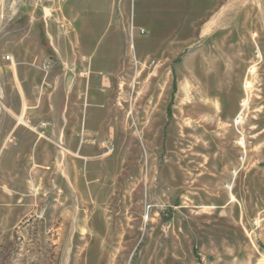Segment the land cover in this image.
I'll use <instances>...</instances> for the list:
<instances>
[{
	"label": "rangeland",
	"instance_id": "obj_1",
	"mask_svg": "<svg viewBox=\"0 0 264 264\" xmlns=\"http://www.w3.org/2000/svg\"><path fill=\"white\" fill-rule=\"evenodd\" d=\"M195 1L0 0V113L46 145L0 174V264H264V0Z\"/></svg>",
	"mask_w": 264,
	"mask_h": 264
},
{
	"label": "crops",
	"instance_id": "obj_2",
	"mask_svg": "<svg viewBox=\"0 0 264 264\" xmlns=\"http://www.w3.org/2000/svg\"><path fill=\"white\" fill-rule=\"evenodd\" d=\"M124 1V0H123ZM76 2L77 0H68L69 9H70V20L76 21L77 19L83 18L87 20L88 18L92 17H101L107 16L109 12H111L112 7L114 5L113 0H81V3L83 4V12L77 13L76 15L73 14V12L76 11ZM133 2V8L134 13L136 14V0H132ZM186 6H188V2H186ZM206 6L208 8L207 10L210 11L211 15L218 13L217 11L220 10V7L222 6L219 1L212 0L211 3L206 2V0H196L193 2L190 7L192 11H196L198 9H203V7ZM235 7V6H234ZM235 9V8H234ZM123 11V10H122ZM190 13H193V12ZM74 15V16H73ZM212 17L207 18H199L201 20H210L214 19ZM218 19H221L218 18ZM9 65L5 62H0V84L2 80H6V76L3 75L5 73V69L8 68ZM3 69V70H2ZM14 77L12 75L9 77V81L12 82ZM32 87H34L35 83L30 84ZM3 91H7V84H5ZM35 92V91H34ZM28 106L34 107L36 102L31 99V97H26L24 101ZM52 108H55V104H52ZM24 113V112H23ZM0 115H6L4 116L2 125H0V152L5 147H7L9 144L17 145V148H30L32 149L33 146L37 144V149L39 148V151L34 156L31 155L30 151L27 153L22 152H14L11 155V162H12V168L8 169L7 171L1 170V163H0V174L4 178H11L15 172H18V168H15V166H19V164H26L29 163L30 159L34 161L35 164H38V162L41 161L42 156H44V151L46 149V145L44 144V140H42V137L39 134H41V130L39 129L40 126H38V123H35V126H32L31 120L27 113L24 114V120L25 117L27 118L26 125L23 124H14L11 122V118L6 113H0ZM35 118H38L37 113L34 115ZM53 121L55 122V115L53 117ZM39 122V121H37ZM47 132H51L54 135V130H47ZM38 135L40 137H38ZM49 147V145H47ZM21 171V169H20Z\"/></svg>",
	"mask_w": 264,
	"mask_h": 264
},
{
	"label": "bare ground",
	"instance_id": "obj_3",
	"mask_svg": "<svg viewBox=\"0 0 264 264\" xmlns=\"http://www.w3.org/2000/svg\"><path fill=\"white\" fill-rule=\"evenodd\" d=\"M249 71L251 73H254L256 71V66L255 65L252 66ZM251 86H252L251 82L247 80L245 82V86H244L245 92L247 94V98L244 99L243 102L241 103V105H240L241 106V110L239 109L240 111L238 112L237 116H235V120H234V124H236L237 126H241L242 127L246 123V117H245L246 114L245 113H246V110H247L248 104H249V99H250L249 91L251 89ZM218 95H220V94H218ZM206 111L209 114H215V117H216V115L222 116V114L224 112L221 105L218 108L216 106H214V105H206ZM232 119H233V116L231 114H229L227 116L224 115V117H222V120H224L225 124H226L224 126V128H226V129L230 128V130H231L232 125H230L227 122L232 121ZM20 120H23V118H20ZM208 121L211 122L210 120H208ZM230 130H228V132L232 133V131H230ZM232 138H233V136H232ZM240 145H242V147H244V142L241 141ZM227 188L231 192V202L232 201H237V197L234 195V187L229 184V185H227Z\"/></svg>",
	"mask_w": 264,
	"mask_h": 264
},
{
	"label": "built area",
	"instance_id": "obj_4",
	"mask_svg": "<svg viewBox=\"0 0 264 264\" xmlns=\"http://www.w3.org/2000/svg\"><path fill=\"white\" fill-rule=\"evenodd\" d=\"M6 60L10 61V60H12V59H11L10 56H7V57H6Z\"/></svg>",
	"mask_w": 264,
	"mask_h": 264
}]
</instances>
